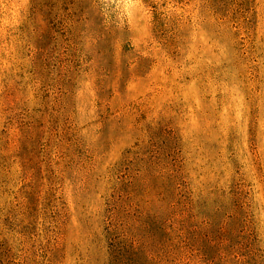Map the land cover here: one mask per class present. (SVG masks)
<instances>
[{"label": "rangeland", "instance_id": "rangeland-1", "mask_svg": "<svg viewBox=\"0 0 264 264\" xmlns=\"http://www.w3.org/2000/svg\"><path fill=\"white\" fill-rule=\"evenodd\" d=\"M0 264H264V0H0Z\"/></svg>", "mask_w": 264, "mask_h": 264}]
</instances>
